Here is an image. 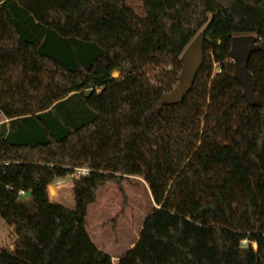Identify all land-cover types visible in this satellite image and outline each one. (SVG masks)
I'll list each match as a JSON object with an SVG mask.
<instances>
[{"label": "trees", "instance_id": "trees-1", "mask_svg": "<svg viewBox=\"0 0 264 264\" xmlns=\"http://www.w3.org/2000/svg\"><path fill=\"white\" fill-rule=\"evenodd\" d=\"M140 1L0 0V217L17 234L0 264H114L86 218L131 177L155 207L117 264H264V0ZM201 34L195 82L166 101ZM243 35L263 47L255 105L230 56ZM79 170L74 207L53 202Z\"/></svg>", "mask_w": 264, "mask_h": 264}, {"label": "rangeland", "instance_id": "rangeland-1", "mask_svg": "<svg viewBox=\"0 0 264 264\" xmlns=\"http://www.w3.org/2000/svg\"><path fill=\"white\" fill-rule=\"evenodd\" d=\"M136 8L141 6L140 0H127ZM203 33V30L202 32ZM219 66H215L218 72ZM120 74L114 73L113 78H119ZM177 94V92H176ZM177 96L169 95L166 101H173ZM8 120L0 113V124ZM86 170H79L74 175L57 180L53 186L56 195L49 193L51 200L63 204L72 209L74 207L73 184L74 180ZM22 199L27 202L29 195H23ZM153 201L149 186L139 177H131L123 181L121 187L109 184L101 188L97 200L89 207L86 218L88 232L95 245L113 258V263L134 246L139 240L146 216L153 210ZM17 234L14 228L6 224L0 217V250L13 248ZM243 246L248 242L244 241ZM256 248V245H254Z\"/></svg>", "mask_w": 264, "mask_h": 264}, {"label": "water", "instance_id": "water-1", "mask_svg": "<svg viewBox=\"0 0 264 264\" xmlns=\"http://www.w3.org/2000/svg\"><path fill=\"white\" fill-rule=\"evenodd\" d=\"M263 47L259 45L258 39L254 35L236 36L233 38L230 56L236 65L235 77L243 85L244 93L253 105L256 104L254 91V77L248 69V63L252 54ZM204 57V37L198 35L188 46L183 55L184 68L181 73V82L177 88L176 96L183 97L188 93L196 80L200 71ZM94 89H90L87 95L90 96Z\"/></svg>", "mask_w": 264, "mask_h": 264}, {"label": "crops", "instance_id": "crops-1", "mask_svg": "<svg viewBox=\"0 0 264 264\" xmlns=\"http://www.w3.org/2000/svg\"><path fill=\"white\" fill-rule=\"evenodd\" d=\"M218 69H219V68H218ZM216 73H218V72L216 71ZM29 196H30V195H29ZM30 198H31V197H30ZM134 246H135V245H134ZM134 246H132L131 248H133ZM131 248H130V249H131ZM11 249H12V248H11ZM128 250H129V249H128ZM128 250H127V251H128Z\"/></svg>", "mask_w": 264, "mask_h": 264}, {"label": "built area", "instance_id": "built-area-1", "mask_svg": "<svg viewBox=\"0 0 264 264\" xmlns=\"http://www.w3.org/2000/svg\"><path fill=\"white\" fill-rule=\"evenodd\" d=\"M220 72H221V69L219 68V69H218V73H220Z\"/></svg>", "mask_w": 264, "mask_h": 264}]
</instances>
